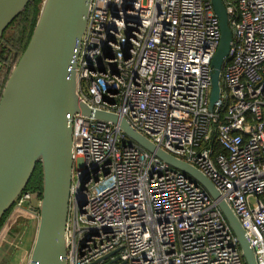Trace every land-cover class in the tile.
<instances>
[{
    "label": "built area",
    "instance_id": "2783aa9c",
    "mask_svg": "<svg viewBox=\"0 0 264 264\" xmlns=\"http://www.w3.org/2000/svg\"><path fill=\"white\" fill-rule=\"evenodd\" d=\"M223 2L233 41L213 111V0H92L78 91L206 175L264 264V0ZM73 142L67 264H245L205 189L118 126L77 114ZM40 202L25 191L11 221H38Z\"/></svg>",
    "mask_w": 264,
    "mask_h": 264
},
{
    "label": "water",
    "instance_id": "95a60500",
    "mask_svg": "<svg viewBox=\"0 0 264 264\" xmlns=\"http://www.w3.org/2000/svg\"><path fill=\"white\" fill-rule=\"evenodd\" d=\"M34 0H0V42ZM92 0H44L31 39L0 98V221L42 169L38 226L28 264H67V225L74 175L73 118L116 125L134 144L180 171L217 203L238 239L245 264H257L251 240L213 182L193 165L160 148L127 119L80 100L77 60ZM221 43L213 59L209 110L221 96V73L233 32L223 0H213ZM36 212V210H34Z\"/></svg>",
    "mask_w": 264,
    "mask_h": 264
},
{
    "label": "rangeland",
    "instance_id": "374dc122",
    "mask_svg": "<svg viewBox=\"0 0 264 264\" xmlns=\"http://www.w3.org/2000/svg\"><path fill=\"white\" fill-rule=\"evenodd\" d=\"M43 2L41 4V7L43 6ZM19 22L14 23L6 32L4 39L0 42L3 43V41H10L14 39L17 35ZM6 45H10V42ZM2 49L0 45V50ZM12 53V50H6L3 52L2 56H0V95H2L4 86L6 82L8 81L7 75L12 72V69L8 67L10 54ZM13 63V62H11ZM31 192V191H29ZM33 192H39V191H33ZM13 209L7 213V218L4 221V224L2 225L0 229V252L4 249L8 248V245L15 248V252L20 251V253L25 252V248L27 245H30L31 242H34L36 235L35 232H37V226L38 221L37 218L33 216V214H20L17 219L11 221V216L13 214ZM15 215V214H14ZM13 215V216H14ZM15 218V217H14ZM9 243V244H8ZM29 259V254L27 256ZM28 262V261H27ZM15 264V263H14Z\"/></svg>",
    "mask_w": 264,
    "mask_h": 264
},
{
    "label": "trees",
    "instance_id": "16d2710c",
    "mask_svg": "<svg viewBox=\"0 0 264 264\" xmlns=\"http://www.w3.org/2000/svg\"><path fill=\"white\" fill-rule=\"evenodd\" d=\"M43 0H34L33 3H31L26 11L20 16L21 20L19 21L18 19L14 22H19L18 25V30H17V35L16 37L13 39L12 42V48L15 50H17L20 54L19 57L16 59V63L14 64V66L18 63V61L20 60L22 54L24 53L30 39L31 36L33 34V31L35 29L39 14H40V10H41V4H42ZM19 17V18H20ZM13 23V24H14ZM12 24V25H13ZM10 76V73L7 75L8 79ZM2 95H0L1 98ZM42 169L41 166L38 165L35 173L27 187V192L28 191H39V193L41 194L42 192ZM7 214L5 215V217L0 221V229L2 227V225L4 224V221L7 218Z\"/></svg>",
    "mask_w": 264,
    "mask_h": 264
},
{
    "label": "crops",
    "instance_id": "0c3cea01",
    "mask_svg": "<svg viewBox=\"0 0 264 264\" xmlns=\"http://www.w3.org/2000/svg\"><path fill=\"white\" fill-rule=\"evenodd\" d=\"M36 235V232L35 234ZM33 243L31 242L30 245H27V247L25 248V252L20 253V251L15 252V248H13L12 246H10V244L8 245L7 249H4L0 252V264H24L28 261V254L30 257L32 248H33Z\"/></svg>",
    "mask_w": 264,
    "mask_h": 264
},
{
    "label": "flooded vegetation",
    "instance_id": "af4514ba",
    "mask_svg": "<svg viewBox=\"0 0 264 264\" xmlns=\"http://www.w3.org/2000/svg\"><path fill=\"white\" fill-rule=\"evenodd\" d=\"M22 17V16H21ZM21 17L18 18V20L20 21L21 20ZM12 26V25H11ZM6 34V33H5ZM4 39V38H3ZM10 42V45H6L7 43ZM12 42H13V39L10 40V41H3V43H1V47L2 49L0 50V56H2L3 52H5L6 50L8 51L9 49L12 50V53L10 54V59L8 60L9 61V64H8V67L10 68H13V65L16 63V59L19 57V52L15 49L12 48ZM13 62V63H11Z\"/></svg>",
    "mask_w": 264,
    "mask_h": 264
}]
</instances>
